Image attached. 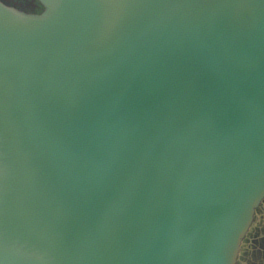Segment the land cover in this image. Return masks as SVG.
I'll list each match as a JSON object with an SVG mask.
<instances>
[{
    "label": "water",
    "instance_id": "water-1",
    "mask_svg": "<svg viewBox=\"0 0 264 264\" xmlns=\"http://www.w3.org/2000/svg\"><path fill=\"white\" fill-rule=\"evenodd\" d=\"M44 1L0 12V264H235L264 197V0Z\"/></svg>",
    "mask_w": 264,
    "mask_h": 264
},
{
    "label": "flooded vegetation",
    "instance_id": "flooded-vegetation-1",
    "mask_svg": "<svg viewBox=\"0 0 264 264\" xmlns=\"http://www.w3.org/2000/svg\"><path fill=\"white\" fill-rule=\"evenodd\" d=\"M12 5H17L25 10H31L33 12H37L41 9L39 3L37 1H34L32 4V8H27L25 6H20L19 4H17L14 0H12ZM258 221V222H257ZM257 223V224H256ZM256 224V225H254ZM253 226L251 227V229L249 230L247 236L245 237L244 240V247L245 250H247L246 254L248 255L249 252V248L252 247V242L255 241L254 238H256L257 236V231L264 229V204L260 207V209L257 211V215L255 218V222H254ZM264 241V237L262 238ZM244 247H243V252H244ZM264 264V262L262 263Z\"/></svg>",
    "mask_w": 264,
    "mask_h": 264
},
{
    "label": "trees",
    "instance_id": "trees-1",
    "mask_svg": "<svg viewBox=\"0 0 264 264\" xmlns=\"http://www.w3.org/2000/svg\"><path fill=\"white\" fill-rule=\"evenodd\" d=\"M263 244L256 243L255 247L253 246V250L248 254L250 257V261L248 264H259L260 262H264V251H262Z\"/></svg>",
    "mask_w": 264,
    "mask_h": 264
},
{
    "label": "rangeland",
    "instance_id": "rangeland-1",
    "mask_svg": "<svg viewBox=\"0 0 264 264\" xmlns=\"http://www.w3.org/2000/svg\"><path fill=\"white\" fill-rule=\"evenodd\" d=\"M240 264V263H239Z\"/></svg>",
    "mask_w": 264,
    "mask_h": 264
}]
</instances>
